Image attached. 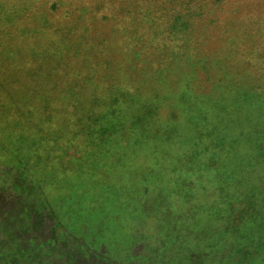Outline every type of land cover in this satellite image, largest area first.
Returning a JSON list of instances; mask_svg holds the SVG:
<instances>
[{
  "label": "rangeland",
  "instance_id": "374dc122",
  "mask_svg": "<svg viewBox=\"0 0 264 264\" xmlns=\"http://www.w3.org/2000/svg\"><path fill=\"white\" fill-rule=\"evenodd\" d=\"M54 1L0 0V264H37L38 244L47 242L44 264H204L187 235L178 240L181 225L227 258L237 250L233 227L221 229L241 217L264 165V110L246 113L243 97L235 98L261 84L263 93H255L264 107V0H70L85 6L88 39L127 41L122 84L137 83L148 67L162 77L139 98L125 90L106 102L89 98L88 117L83 109L63 117L78 119L81 129L68 123L55 136L67 152L37 160L24 136L38 128L23 121L29 103L41 102H32L33 90L55 61L45 21ZM52 18L64 20L61 13ZM18 30L23 35L15 36ZM73 50L66 57L71 79L87 69L90 52ZM152 51L164 60L146 61ZM215 53L230 61H213ZM69 95L57 103L85 102ZM177 210L184 223H175ZM164 213L174 223L159 226L156 216Z\"/></svg>",
  "mask_w": 264,
  "mask_h": 264
},
{
  "label": "trees",
  "instance_id": "16d2710c",
  "mask_svg": "<svg viewBox=\"0 0 264 264\" xmlns=\"http://www.w3.org/2000/svg\"><path fill=\"white\" fill-rule=\"evenodd\" d=\"M70 0H56L50 5V16L46 17L45 21L46 30H48L51 37V49L54 54V64L53 66L47 67L46 72L41 76V85L38 89L33 90L34 100L32 102L37 101V99H41L40 103H29L26 110V119L24 122H28L25 128L33 129L32 125L37 126L39 133L28 132L24 137L30 143L31 147L35 149L37 152L36 157L37 160L42 158L43 160L48 159L52 156H63L62 154L67 152V148L65 143H60L56 138H59L63 130L67 129L70 126L73 128L75 126V130L81 129V124L77 123V120H73L71 122L63 121V117L67 116L69 113L71 114L75 109H83L85 111L86 116L88 117L92 111L88 110V104L96 103L98 101L106 102L112 100L120 91L125 90L127 92V97L132 96L133 94H137L136 96H145L149 95L150 92H153L152 86L154 83L159 82L162 77V73L158 72L157 74H153L154 71L151 68H146L145 73L137 76L136 81L137 84L136 89L133 92L130 89L131 86L126 87L121 83V76L125 73L124 77L128 78V64L125 63L124 58L125 54H123V50L126 45V40H117V37L108 35H99L94 37L87 36V28L88 25L83 18V14L86 12L85 6L81 5H73ZM44 13V12H43ZM52 13H60L63 15L62 21L60 23H56V21L52 18ZM145 16V15H144ZM69 26L70 30L67 28ZM133 28V27H132ZM235 28V27H233ZM128 29V28H127ZM8 34H13L14 29L7 28L5 29ZM126 30V29H125ZM16 35H23L21 30H18ZM24 38V37H21ZM135 39V37H133ZM19 42L25 43L23 39H19ZM140 43V42H139ZM73 47V51L77 49L89 48L90 52L83 56L85 62V68L75 71V78L71 79L72 70L69 69L66 63V57L71 53L70 49ZM131 47V45H130ZM72 51V52H73ZM123 52V53H122ZM193 58L197 57V55H192ZM213 61L224 63L227 65L228 60L230 61V55H223L221 57L215 53L214 56H209ZM160 59L164 60V57L160 58V56H155V51L151 52L147 57L146 61L152 62L154 60L160 61ZM180 58H175L178 60ZM182 61V58L178 61ZM227 61V62H226ZM171 65H174V61H168ZM57 64V67L55 65ZM83 67V66H82ZM127 76V77H126ZM13 77V76H11ZM123 77V79H125ZM240 78H238V81ZM140 81V83H139ZM237 84V83H236ZM241 86L236 87L239 89ZM251 91H247L246 93L243 91H236L235 98L243 97L245 100H239L242 103V106L246 109V113L255 112L254 108L259 112V109L264 110V107H261L263 104L261 102V98L257 97V94L263 93V87L261 84L252 86ZM154 96L158 97L159 93L156 91L157 89L154 86ZM71 91V92H70ZM256 91V93H255ZM67 93H70L69 96H74L78 98H85V102L74 105L65 104L61 106L57 103L58 100L70 98L67 96ZM90 98V100H89ZM99 98L101 100H99ZM149 99V98H148ZM249 99H251L252 103H248ZM141 101V100H140ZM65 103V102H64ZM13 106V105H12ZM9 111V110H8ZM40 117H49L52 119L48 120L49 123L44 122H36ZM61 119V120H60ZM69 123V124H68ZM31 127H27L28 125ZM68 124V125H67ZM37 136L38 139L35 138ZM59 136V137H58ZM138 139H134L133 142H137ZM137 145V144H136ZM30 147V146H29ZM135 149H140L137 145ZM56 155V156H55ZM242 155L241 147L237 149V157L240 159ZM135 159V158H133ZM75 161L79 160V157L74 158ZM137 162L142 160L141 157H136ZM135 160V161H136ZM70 171L76 172L80 171L79 168L73 170L70 168ZM251 188V189H250ZM247 188V194L245 197L246 207H244V212L240 213L241 217L237 220L235 225L229 224L228 229H221V232L227 234L230 232V227H233L232 239L234 240L235 248L237 250H233L231 254L226 258L222 253H213V249L216 244L212 243L211 246L205 248L204 242L201 240L199 242L194 241V239L190 236V233L187 230V227L180 226L177 229L178 240L182 242H186L187 237L190 242L193 243L191 249L198 252L200 255V259L204 264H217L219 260L220 264H264V165L260 166V169L257 173V182L256 186H251ZM253 193V198H251V194ZM117 208L120 209V205L117 202ZM125 207V206H124ZM119 214V212H117ZM175 223L181 222L184 223L183 220L187 219L185 217V213L180 211H176ZM170 214L164 213V215L156 216V220L160 225L163 224H172L174 221L170 220ZM197 215L195 217H189L188 222L192 225H196ZM226 220V219H225ZM235 226V227H234ZM193 230L196 229V226H192ZM223 234V235H224ZM187 235V237H186ZM189 235V236H188ZM218 241V245L220 248L225 247L227 237L224 235L223 238H216ZM177 240V241H178ZM187 240V241H189ZM181 242V244H182ZM177 247V246H176ZM175 251V250H174ZM221 251V250H216ZM236 254L241 259L236 262L232 259ZM175 252H173L174 256ZM224 259V260H221Z\"/></svg>",
  "mask_w": 264,
  "mask_h": 264
},
{
  "label": "crops",
  "instance_id": "0c3cea01",
  "mask_svg": "<svg viewBox=\"0 0 264 264\" xmlns=\"http://www.w3.org/2000/svg\"><path fill=\"white\" fill-rule=\"evenodd\" d=\"M38 247H40V250H39L40 253L38 254V262H37V264H44V261L42 260V258L44 256L45 250L48 249V247H49V242H47L46 244L42 243L41 245L38 244ZM35 255H36V253H35Z\"/></svg>",
  "mask_w": 264,
  "mask_h": 264
}]
</instances>
